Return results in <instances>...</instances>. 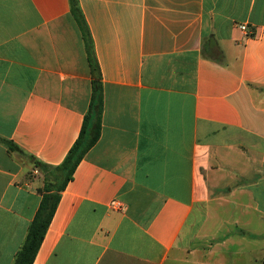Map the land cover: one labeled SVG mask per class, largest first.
Instances as JSON below:
<instances>
[{"label": "crops", "instance_id": "crops-1", "mask_svg": "<svg viewBox=\"0 0 264 264\" xmlns=\"http://www.w3.org/2000/svg\"><path fill=\"white\" fill-rule=\"evenodd\" d=\"M78 2L101 135L33 264H264V0ZM91 95L70 0H0V264H14ZM208 236L216 250H191Z\"/></svg>", "mask_w": 264, "mask_h": 264}, {"label": "trees", "instance_id": "trees-1", "mask_svg": "<svg viewBox=\"0 0 264 264\" xmlns=\"http://www.w3.org/2000/svg\"><path fill=\"white\" fill-rule=\"evenodd\" d=\"M71 13L76 18L81 29L92 74V95L88 112L84 117L81 132L66 155L64 161L55 168L51 177H45L43 197L37 213L32 220L27 237L21 249L15 257L14 264H33L36 255L42 245L47 230L51 224L61 193L72 180L76 168L100 139L102 129V117L104 111V92L101 73L96 59L94 44L89 27L84 19L78 0H70ZM10 151L24 152L11 141H3ZM40 167V164L37 163Z\"/></svg>", "mask_w": 264, "mask_h": 264}, {"label": "rangeland", "instance_id": "rangeland-1", "mask_svg": "<svg viewBox=\"0 0 264 264\" xmlns=\"http://www.w3.org/2000/svg\"><path fill=\"white\" fill-rule=\"evenodd\" d=\"M23 156V155H22ZM25 159H28L29 161H31L32 163L34 162V160H32L31 158H28L26 156H23ZM220 242V239H215V238H212L210 236H208L207 238V241L205 242V244L203 245H200V244H196L194 245V247L191 249V250H197L199 248H202L203 250H216L217 249V245L218 243ZM245 247H252V243H251V239L250 240H246L245 241ZM241 245L239 244H231L229 245V250H237L239 249Z\"/></svg>", "mask_w": 264, "mask_h": 264}, {"label": "built area", "instance_id": "built-area-1", "mask_svg": "<svg viewBox=\"0 0 264 264\" xmlns=\"http://www.w3.org/2000/svg\"><path fill=\"white\" fill-rule=\"evenodd\" d=\"M240 28L244 32H247L248 31V26L247 25H241Z\"/></svg>", "mask_w": 264, "mask_h": 264}]
</instances>
